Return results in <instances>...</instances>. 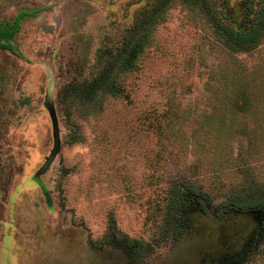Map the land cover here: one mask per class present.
<instances>
[{
    "label": "rangeland",
    "instance_id": "374dc122",
    "mask_svg": "<svg viewBox=\"0 0 264 264\" xmlns=\"http://www.w3.org/2000/svg\"><path fill=\"white\" fill-rule=\"evenodd\" d=\"M262 1L162 0L135 65L122 70L134 17L159 0H0V26L40 9L21 21L14 50L0 49V264H264L261 214L225 205L249 184L264 190V149L248 158L236 135L215 172L192 137L231 86L224 68L264 63V41L225 47L209 9L241 28L247 6ZM110 62L118 91L92 101L66 92ZM49 104L61 143L47 163ZM184 182L205 188L209 211H189L190 226L174 235L172 187ZM132 239L152 249L129 254Z\"/></svg>",
    "mask_w": 264,
    "mask_h": 264
},
{
    "label": "trees",
    "instance_id": "16d2710c",
    "mask_svg": "<svg viewBox=\"0 0 264 264\" xmlns=\"http://www.w3.org/2000/svg\"><path fill=\"white\" fill-rule=\"evenodd\" d=\"M198 1L204 5L202 0ZM162 3V0H159L155 6L144 8L134 17L129 36L124 42V52L119 59V69L127 70L135 65L136 58L147 42V28L156 20ZM39 11L40 9L22 10L12 22L1 25L0 49H12V44L6 41L15 37L24 18L35 16ZM209 11L220 42L230 50L251 51L264 41V0L257 8L252 4L247 6L241 25L245 24L241 28L228 22L217 7L211 6ZM142 29H145V32L141 33ZM114 68L113 62H110L93 79L79 86L70 85L66 92L88 101H92L101 91L114 93L119 89L112 79ZM226 78L231 80V86H228L225 92H220V108L206 114L200 130L192 136L196 145L201 146L200 159L213 167L215 172L223 171L224 163L230 160L226 143L236 135L247 140L246 157L254 159L261 155L264 149V63L250 69L247 65L235 63L231 70L224 68L223 79L227 80ZM172 193L167 231L177 235L182 233L183 227L190 226L189 218L186 217L189 211L196 207L204 213L209 210L205 198L206 190L202 185L184 182L174 185ZM225 205L228 209L240 213H260L259 222L264 228V190L258 186L249 184L235 192L228 197ZM112 227H116V222L112 223ZM127 245V253L138 255L140 258L152 249L150 244L144 247L143 242L138 239H132ZM244 254V251L239 253ZM234 257H237V254Z\"/></svg>",
    "mask_w": 264,
    "mask_h": 264
},
{
    "label": "water",
    "instance_id": "95a60500",
    "mask_svg": "<svg viewBox=\"0 0 264 264\" xmlns=\"http://www.w3.org/2000/svg\"><path fill=\"white\" fill-rule=\"evenodd\" d=\"M48 110L50 113L51 121H52V127H53V137H54V146L51 150L50 156L47 158V163L51 161V159L55 156V154L58 152L60 148V132H59V125H58V117L56 114V111L52 104L48 105Z\"/></svg>",
    "mask_w": 264,
    "mask_h": 264
},
{
    "label": "flooded vegetation",
    "instance_id": "af4514ba",
    "mask_svg": "<svg viewBox=\"0 0 264 264\" xmlns=\"http://www.w3.org/2000/svg\"><path fill=\"white\" fill-rule=\"evenodd\" d=\"M13 39H14V38H13ZM13 39H11V40H8V41H6V40H3V41H6V42H10V43H11ZM11 44H12V43H11ZM5 49H6V48H5ZM7 49H8V48H7ZM9 50H11V51H13V50H14V49H13V45H12V49H9Z\"/></svg>",
    "mask_w": 264,
    "mask_h": 264
}]
</instances>
